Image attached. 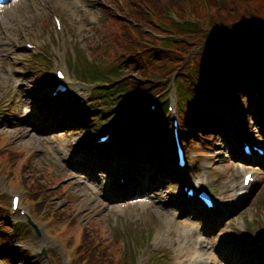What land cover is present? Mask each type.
<instances>
[{"label": "rangeland", "instance_id": "rangeland-1", "mask_svg": "<svg viewBox=\"0 0 264 264\" xmlns=\"http://www.w3.org/2000/svg\"><path fill=\"white\" fill-rule=\"evenodd\" d=\"M108 1L9 0L1 6L4 7L2 11L0 9V92L4 94V98L0 101V135L7 137L6 143L27 149L24 152L21 148L7 149L2 153L4 138L0 136V177L5 178V185L12 191L28 189L33 184L30 176L36 175L37 168L41 172L44 166L50 165L53 168L43 176L42 181L48 183V177L53 171L63 180L61 188L64 195L52 194V204L60 209L68 204L78 221L74 226L65 224L66 221L59 223L48 204L44 211L50 214L54 222L49 221L52 224L45 232L56 244L46 237L43 242L45 249L59 256L61 264H71V255L65 251L66 238L72 231L75 236L81 234V228L90 218L95 219V226L99 230L103 231L105 226L107 231L112 228L111 231L115 230L116 234L126 235L128 239L125 243H129L131 256L136 264H145L149 252H154L158 259L161 258L168 264H188L189 259H194L195 264H229L228 261L235 264H264V253L259 252L260 246H257L258 239L263 241L260 231L262 223L264 224V156L260 164L250 168H246L234 156L232 142L225 132L230 122H239L234 110L241 109L235 107L234 98L225 100L229 109L222 124L225 128L220 132V140L209 144L210 150L205 149L213 157L200 156L202 152L195 147L194 151L189 152L188 167L175 180L171 175L172 168L152 170V165H145L146 168L138 170L149 151L148 146L142 151L144 146L139 148L136 143L127 141L119 131L115 142L117 147L113 151L104 146L95 147L94 152H90L85 141L86 135L94 136L97 131L101 132L113 116L106 107V99L93 100L94 93L91 94V91L96 87L95 84L87 83L88 89L82 91L89 93L87 104L91 101L89 114L86 116L88 122L95 127L89 129V133L67 125L68 120L64 118L57 121L55 117L62 112L77 115L75 106L67 102L65 97L58 101L54 109L51 108L50 117L44 118L40 114L38 103L29 90L33 94L44 92L45 79L40 72H35L32 83L33 69L30 62L39 66L42 73L47 75L51 67L48 58H53L56 63L62 59L68 71L75 73L76 61L81 53L88 58L95 39L93 28H100L105 21L101 9ZM52 13L61 20V34L53 26ZM24 36L27 38L21 39ZM24 39L30 40L36 47H44L43 51L48 52L45 62L37 61L34 51L23 47ZM47 80L50 82L48 78ZM173 95V90L167 94L168 97ZM252 95L251 91L247 97ZM8 105H12L11 111L6 110ZM248 113L247 121L239 123L243 125L245 134L256 137L264 145V115H256L254 109H250ZM51 125L55 126V130L49 132ZM238 128L243 131L240 125ZM40 139H47L48 142L40 147L37 144ZM166 144L169 145L170 140ZM198 146L204 148L206 145ZM58 147H64L67 154H59ZM30 148L34 151L37 167L33 163L28 164L24 158ZM76 150L89 159L80 169L72 170L68 159ZM11 151L23 157L14 163L8 158ZM136 153V158H133ZM202 167L207 168L211 178L204 185L214 195L217 208L212 213L202 212L194 202L188 203L185 210L178 208L181 205V183L196 179L204 182ZM124 169H133L131 174L134 180L142 186L127 198L120 195V190L116 187V179ZM101 170H108L103 184L91 178L93 172ZM248 171L254 172L257 184L243 198L233 200V193L239 190V179ZM0 199L6 202L9 201V196ZM33 215L36 214L33 212ZM29 222L45 228V225L34 223L29 217L20 225L19 232H16L17 238L21 239L25 234L29 238L34 236ZM101 235L103 236L102 233ZM240 235H250L255 241L254 245H240V238L234 237ZM190 245L198 249L192 256L188 255ZM229 245L231 247H224ZM237 245L241 252L231 255ZM36 246H29L36 259L43 264H51L41 251L38 252L40 247ZM3 259L4 255L0 253V264H6ZM158 262L156 259L150 264Z\"/></svg>", "mask_w": 264, "mask_h": 264}, {"label": "trees", "instance_id": "trees-1", "mask_svg": "<svg viewBox=\"0 0 264 264\" xmlns=\"http://www.w3.org/2000/svg\"><path fill=\"white\" fill-rule=\"evenodd\" d=\"M134 13L136 14L135 10ZM119 24L121 29L116 35L115 45L110 52L111 58L117 63H144L145 68L140 70L137 80H141V78L146 74L152 75L148 88L145 89L144 92L138 90L137 88H132L124 95L123 105L120 108V117L122 119V127L127 134L131 138L144 140L150 142L152 145L155 144L156 139L162 136V133L166 130V125L165 122L161 123L160 109H158L159 113L157 119H153L147 110L141 108V105H145L149 102L153 95L157 92L163 91L168 86L172 76L174 77L175 84H178L177 87L179 92L181 94L184 93L182 99L185 103L188 97L187 106L190 111V117L183 116V126L185 127L183 132L184 140L192 141L195 134H198L199 132L207 133L208 130L212 129V127L206 128L205 126L214 122L215 117L213 114L204 111L199 106L200 96L193 90V86L191 84V81L200 82L201 79H204L203 76H205L208 72L207 60H203L200 69H196L192 74V77L187 79L180 65L178 50L168 51V49H165V45L160 41V46H158L153 37L147 36L145 39V37L141 34L143 33L146 35L143 31H141V33L134 31L135 33H133L130 32L133 30L130 24H125L123 22H119ZM248 25L251 27L252 34L259 38L255 54L261 56L262 61H264V35H260L264 33V24H261L260 20H257L256 22H252ZM232 33V30L220 31L214 33L211 38L225 40ZM241 34L242 33H240L238 37ZM135 35L139 37L140 42L134 40V38H137ZM237 67L240 70H245L246 68H250L251 65L244 64L237 65ZM253 70H255V68H253ZM208 75L213 76V71L208 72ZM231 75H233V72L229 73V76ZM262 84L264 87V78L262 80ZM200 85H202L201 82ZM217 87L222 88V86L218 85L215 80H210L209 82L205 81V96L208 99L215 100V102H219L218 97L224 94L220 93ZM213 90H216V92ZM232 91L233 90H230L226 93L230 94ZM137 110H139V112L135 114ZM160 152L161 147H158L157 154ZM82 234L85 242L88 243V246H92L94 256L93 264H117L116 258L104 256V253L100 251V248L96 247L99 243H101V238L100 232L95 227L84 229ZM15 256L22 262L21 264H30V260L24 253L17 252L14 257Z\"/></svg>", "mask_w": 264, "mask_h": 264}, {"label": "bare ground", "instance_id": "bare-ground-1", "mask_svg": "<svg viewBox=\"0 0 264 264\" xmlns=\"http://www.w3.org/2000/svg\"><path fill=\"white\" fill-rule=\"evenodd\" d=\"M230 125H234L235 127H236V130H237V133L241 136V135H243V133H242V131H240L239 130V128H238V126H237V123H234V122H231L230 123ZM122 177H123V180H124V184H126L129 180H130V176H129V174L128 173H125V174H123L122 175ZM129 190L127 191V190H125V189H122L121 191H120V195L122 194L123 196L127 193V192H132V191H135L137 188H136V184L135 183H133V182H131V181H129ZM242 188H243V190L244 189H246V188H244L243 186H242ZM178 208H181V209H186V204H184V205H178ZM185 213V212H184ZM227 247H231V245H229V246H227ZM235 248H236V250L235 251H233L232 253H231V255H237V254H239L240 252H241V250H239L240 249V246H235ZM238 249V250H237ZM195 251V249H193V252ZM242 254H244L245 255V253H243L242 252ZM228 263L229 264H234L232 261H228Z\"/></svg>", "mask_w": 264, "mask_h": 264}]
</instances>
